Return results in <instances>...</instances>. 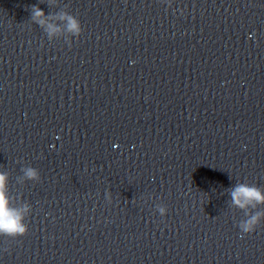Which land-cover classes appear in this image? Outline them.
Returning a JSON list of instances; mask_svg holds the SVG:
<instances>
[{
    "label": "clouds",
    "instance_id": "obj_1",
    "mask_svg": "<svg viewBox=\"0 0 264 264\" xmlns=\"http://www.w3.org/2000/svg\"><path fill=\"white\" fill-rule=\"evenodd\" d=\"M29 11L30 20L44 30L50 41L62 33H67L70 39L79 38L82 34L80 20L68 11L46 16L38 4L31 5ZM53 20L63 22V27L59 23L51 22ZM21 171L24 180L40 181V174L36 168L28 166L23 167ZM8 183L7 173L0 171V236L16 239L25 236L28 232V225L25 221L31 212V206L28 203L16 204L15 198L9 193ZM228 191L231 206L245 213V219L238 224L241 233L252 234L264 220V212L252 211L256 210L259 205H264V189L256 185L237 183ZM156 210L161 217L168 211L167 207L161 204L156 205Z\"/></svg>",
    "mask_w": 264,
    "mask_h": 264
}]
</instances>
